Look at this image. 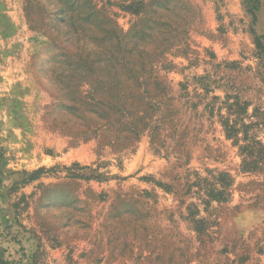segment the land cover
<instances>
[{
  "label": "rangeland",
  "instance_id": "1",
  "mask_svg": "<svg viewBox=\"0 0 264 264\" xmlns=\"http://www.w3.org/2000/svg\"><path fill=\"white\" fill-rule=\"evenodd\" d=\"M252 30L264 0H0V259L264 264Z\"/></svg>",
  "mask_w": 264,
  "mask_h": 264
},
{
  "label": "trees",
  "instance_id": "2",
  "mask_svg": "<svg viewBox=\"0 0 264 264\" xmlns=\"http://www.w3.org/2000/svg\"><path fill=\"white\" fill-rule=\"evenodd\" d=\"M251 1V0H249ZM254 1V0H253ZM248 2V1H247ZM252 33L254 35V44L256 48V54L257 57L261 60V62L264 63V35H257L253 30ZM225 129L227 131V136H234L235 135V129L230 123H224ZM248 143L246 145L241 146V150L249 155L252 156V149L255 147V145H259L260 143L256 140H247ZM247 162L243 161V168L246 166ZM222 193V192H220ZM0 264H12L11 261L0 259ZM22 264H29V263H22Z\"/></svg>",
  "mask_w": 264,
  "mask_h": 264
}]
</instances>
